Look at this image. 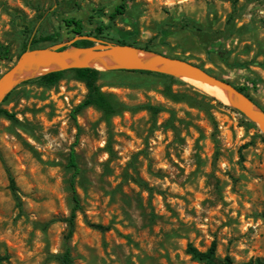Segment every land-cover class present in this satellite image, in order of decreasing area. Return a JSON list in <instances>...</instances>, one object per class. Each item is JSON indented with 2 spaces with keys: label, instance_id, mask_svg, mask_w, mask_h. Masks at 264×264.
<instances>
[{
  "label": "rangeland",
  "instance_id": "1",
  "mask_svg": "<svg viewBox=\"0 0 264 264\" xmlns=\"http://www.w3.org/2000/svg\"><path fill=\"white\" fill-rule=\"evenodd\" d=\"M126 3L123 14L113 16ZM68 18L81 20L82 35ZM45 47L124 40L182 57L246 92L264 113V0H0V75L30 39ZM143 70H102L99 84L130 107L110 126L68 73L21 80L0 101L1 264H58L61 218L75 207L74 264H206L187 252L217 243V261L264 259V135L236 105L198 84ZM143 104L163 107L153 116ZM111 137L112 153L106 144ZM19 187L22 207L11 188ZM108 229L101 231L91 224Z\"/></svg>",
  "mask_w": 264,
  "mask_h": 264
},
{
  "label": "trees",
  "instance_id": "2",
  "mask_svg": "<svg viewBox=\"0 0 264 264\" xmlns=\"http://www.w3.org/2000/svg\"><path fill=\"white\" fill-rule=\"evenodd\" d=\"M125 9H126V3L123 2L122 4L116 6L113 16H116L118 14H123ZM65 22L67 23V25L73 26L72 31L74 33L78 35H82L83 25H82L81 20H77L74 18H68L65 20ZM36 43L37 42L34 39L32 41L31 48L45 47V46L36 45ZM115 43L124 44V45L126 44L132 45L131 43H128L124 40H118ZM94 44H96L94 41L83 39V40L76 41L73 45L74 46H91ZM26 48L27 46L24 48L23 51H25ZM64 48H67V46L62 47L61 49H64ZM20 54L18 55V57L20 56ZM179 58H182V57H179ZM142 72L154 73L152 71H145V70H143ZM68 73H71L74 79L83 82L87 88V93H86L85 98L80 102V104L74 110V117H76V113L81 112L84 108L94 107L102 112L104 120L106 121L107 125L110 126L113 117L120 115L122 112L126 110H130V107L126 105L124 102H122L121 100H119L113 93L104 91L102 89L101 85L99 84V80L103 72L102 70H99L97 68L86 67V68H73V69H67V70H55V71L46 73L44 75H41L31 81H35L44 87H52V86L57 85L62 79H64ZM155 74L165 76L170 79V83L166 84L164 87V90H163L164 95L174 101L181 100V96L178 93L174 92L172 89V82L176 80L175 76L169 75L167 73H161V72H158ZM237 87L248 95V93L246 92V88L244 86H237ZM10 93L11 92H9L8 95ZM138 108L147 109L148 111H150V113L153 116L158 115L161 111L164 110L162 106L155 105V104H143L141 106H138ZM0 114H4L10 118H15V115L13 113H10L6 109L0 108ZM106 148L109 153H112L111 137H109L107 141ZM69 165L70 167L74 169V176L80 172V168L77 163V156H76L75 149H72L70 152ZM74 176L71 181V184H72V188L74 191L73 198L75 201V207L71 210L70 215L61 218V220L67 224V232L65 234L66 248L62 253L55 256L56 260L58 261V264H74L72 250H71L70 245L68 244V241L72 239L76 231L77 210L80 207L79 206V201H80L79 196L76 193L75 186H74ZM10 183H11L10 185L13 190V193L15 195V199L17 200V205L19 207H22V200L19 195V187L17 186L16 181L12 175L10 176ZM91 225L101 231H105L108 229L107 226H104L103 224H99V223L97 224L93 223ZM187 252L195 259L199 261H204L206 264H233V260L231 259L230 256H226L223 262L217 261L216 241H213L210 247L206 251H202L198 249L197 247L193 246L192 244H189L187 247ZM7 259H8V255L0 254V264ZM242 264H264V259L250 260L248 262H243Z\"/></svg>",
  "mask_w": 264,
  "mask_h": 264
},
{
  "label": "water",
  "instance_id": "3",
  "mask_svg": "<svg viewBox=\"0 0 264 264\" xmlns=\"http://www.w3.org/2000/svg\"><path fill=\"white\" fill-rule=\"evenodd\" d=\"M31 45L32 38L26 50L0 75V101L21 81H17V75L23 68L47 66L50 63L56 66L55 70L93 67L90 63L94 58L107 55L120 60L119 64L108 68L122 67L133 70L167 73L176 77L188 76L212 85H218L235 93L239 98V103L234 105L238 106L250 120L255 122L264 135V113L258 109L250 96L227 80L216 77L184 58L153 55V58L144 61L139 56V51L142 50L132 45L108 42H100L91 46H69L64 49H61V47L31 48Z\"/></svg>",
  "mask_w": 264,
  "mask_h": 264
},
{
  "label": "bare ground",
  "instance_id": "4",
  "mask_svg": "<svg viewBox=\"0 0 264 264\" xmlns=\"http://www.w3.org/2000/svg\"><path fill=\"white\" fill-rule=\"evenodd\" d=\"M139 56L144 61H148L151 58H153V55L146 51H139ZM119 63H120V60L105 55V56L94 58L91 61L90 65L99 70H105L106 68L111 67L113 65L115 66ZM55 69H56V66L53 63H50L47 66H35V67L23 68L22 70L18 72L17 81L26 79V78L39 77ZM183 78L190 83L198 84V86H200V88H202L205 92L216 97L217 99H219L225 104L234 105V104L239 103V98L235 93H232L218 85H212V84H209V83H206V82H203V81H200V80L188 77V76H184ZM257 111L260 113L258 109Z\"/></svg>",
  "mask_w": 264,
  "mask_h": 264
}]
</instances>
